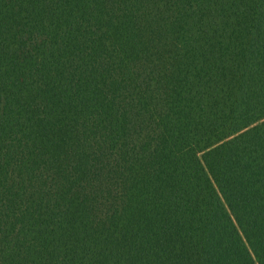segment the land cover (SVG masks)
<instances>
[{
	"label": "trees",
	"instance_id": "trees-1",
	"mask_svg": "<svg viewBox=\"0 0 264 264\" xmlns=\"http://www.w3.org/2000/svg\"><path fill=\"white\" fill-rule=\"evenodd\" d=\"M0 264H264V0H0Z\"/></svg>",
	"mask_w": 264,
	"mask_h": 264
}]
</instances>
